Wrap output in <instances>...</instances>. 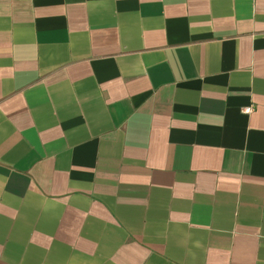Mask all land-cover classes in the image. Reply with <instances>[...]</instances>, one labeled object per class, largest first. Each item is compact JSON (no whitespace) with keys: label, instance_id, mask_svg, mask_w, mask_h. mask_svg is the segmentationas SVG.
<instances>
[{"label":"crops","instance_id":"crops-1","mask_svg":"<svg viewBox=\"0 0 264 264\" xmlns=\"http://www.w3.org/2000/svg\"><path fill=\"white\" fill-rule=\"evenodd\" d=\"M0 264H264V0H0Z\"/></svg>","mask_w":264,"mask_h":264},{"label":"built area","instance_id":"built-area-1","mask_svg":"<svg viewBox=\"0 0 264 264\" xmlns=\"http://www.w3.org/2000/svg\"><path fill=\"white\" fill-rule=\"evenodd\" d=\"M252 107H248V108H245L244 110H243V112L245 113V114H249V113H251L252 112Z\"/></svg>","mask_w":264,"mask_h":264}]
</instances>
